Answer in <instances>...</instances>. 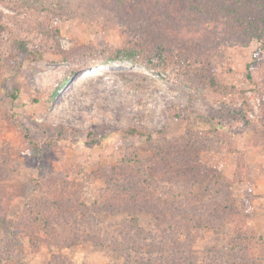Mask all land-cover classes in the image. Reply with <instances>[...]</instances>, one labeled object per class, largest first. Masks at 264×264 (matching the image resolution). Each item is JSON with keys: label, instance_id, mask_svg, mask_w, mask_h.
Masks as SVG:
<instances>
[{"label": "rangeland", "instance_id": "obj_1", "mask_svg": "<svg viewBox=\"0 0 264 264\" xmlns=\"http://www.w3.org/2000/svg\"><path fill=\"white\" fill-rule=\"evenodd\" d=\"M153 25L159 26L167 41L183 37L188 47L207 54L210 71H201L199 83L192 79L197 77L191 76L194 72L156 67L152 63L157 62L138 55L134 59L120 55L119 61L101 63L129 39L148 42L146 28ZM19 40L41 55L32 60L23 56L24 61L16 58L23 63L14 71L3 59L17 54L14 42ZM263 40L264 0H0V162L10 163L14 170L0 179V218H7L0 222V253L13 232L18 236L24 232V206L37 197L33 179L44 169L54 175L65 171L60 195L65 200L77 196L74 201L87 208L105 187V170L120 165L126 150L134 148L139 160L151 159L153 147L163 138L171 143L179 140L188 116L191 128L204 130L195 114L220 110L227 103L242 111L243 98L251 108L250 126L244 128L237 121L225 124L237 151L243 153L250 177L231 189L238 215H226L221 209L220 231L202 232L187 255L207 256V248L218 246L228 257L233 253L229 236L240 232L242 225L264 237V128L257 119L264 114V93L242 81L262 58ZM72 73L78 75L52 98L61 80ZM211 76L236 88L242 99L216 90L208 83ZM14 90H18L17 100L6 98ZM8 110L16 117L6 120L3 113ZM131 129L145 136L133 135ZM34 140L51 141L50 152L30 156L28 143ZM199 157L206 167L232 178L234 155L207 151ZM175 158L182 160V156ZM182 180L175 178L177 187L169 182L172 197ZM207 184L204 175L191 194L204 193ZM122 218L95 212L87 234L116 227ZM156 221L163 226L156 231L160 241L176 243L177 233L167 239L160 231L169 223L164 218ZM172 225L182 227L173 228L178 232L187 229L184 223ZM138 226L147 231L157 225L151 213H143ZM37 234L42 238L38 251L31 252L25 242L22 250L12 254L13 264H51L54 254L68 256L73 264H125L120 254L90 241L60 251L47 242L39 224ZM253 252L264 259L263 248Z\"/></svg>", "mask_w": 264, "mask_h": 264}, {"label": "trees", "instance_id": "obj_2", "mask_svg": "<svg viewBox=\"0 0 264 264\" xmlns=\"http://www.w3.org/2000/svg\"><path fill=\"white\" fill-rule=\"evenodd\" d=\"M139 11L142 12L143 8ZM146 29L150 33L148 42L129 39L126 45L116 49L101 63L111 64L119 61L120 55H124L127 59H134V56L138 55L141 58H148L151 62H157L155 65L152 63L156 67H182L187 71L194 72L191 76H197L192 77L195 84L200 82L201 71L205 69L210 71L207 54L204 51H198L193 46L189 45L188 47L189 41L186 38L176 37L174 40L169 38L167 41L159 26L153 25ZM14 43L17 54L6 55L3 59V64L14 71L22 66L24 57L32 60L35 59V55L39 57L41 55L30 50L22 40ZM260 52L262 58L256 64L255 70L245 72L242 81L253 86L255 92L264 93V49ZM157 54L158 56H156ZM16 58H21L22 61H18ZM32 69L30 67L31 75ZM77 75V73H72L63 78L51 93V97H55ZM208 83L221 93H232L233 97L237 96L242 99L241 93H236V88L224 86L212 76ZM5 96L16 101L18 90ZM242 102H244L242 111L230 108L231 104L227 103L220 110L195 114L196 119L206 126L204 130L191 128V118L188 116V124L179 140L171 143L163 138L157 148L153 147L151 159L139 160L134 148L126 150L120 165L108 167L105 170L103 176L105 187L99 199L92 202L87 208H82L74 201L77 196L69 197L66 201L60 195L61 186L65 184V171L56 172L54 175L51 170L44 169L42 174L33 179L32 188L38 194L37 197L27 201L24 206V232L19 236L14 232L11 234L9 244L4 245L5 252L0 253V261L3 264H13L12 254L22 250L27 241L29 250L37 252L42 243L41 236L37 234V225L39 224L47 236V242L60 251L71 248L82 241H90L95 246L104 247L120 254L125 264H261L264 259H259V256L256 255L253 256L256 253L253 251L257 248L264 249V237L258 236L245 225L241 226L240 232H234L229 236L233 253H228V257H224L220 253L222 249L218 246L207 248L205 250L207 256L187 255L189 253L187 251L191 250V245L202 232L220 231L221 218H223L221 209H224L223 213L226 215L229 213L230 216L234 212L238 215L231 189L235 183L247 181L250 177L243 153L237 151L233 134L225 124L228 121H237L244 128L250 126L251 108L247 106V101L244 98ZM3 117L6 120H11L16 117V114L8 110L3 113ZM257 119L264 128V114L257 116ZM129 132L136 136H145L142 131L137 129H131ZM147 138L150 139V136L148 135ZM28 145V153L34 158L48 154L51 149L49 140L29 141ZM207 151L234 155L235 171L231 179L206 167L199 156L202 152ZM175 156L180 158L182 156V160L176 161ZM11 171L14 170L10 163L0 162V179ZM204 175H207L208 178L205 192L191 194L192 187ZM180 177H183L182 184L177 190L176 196L172 197L168 186L169 182L177 187L179 184L175 185L174 180L175 178L178 180ZM49 179L54 181L52 185L49 183ZM57 194L63 200L56 199ZM95 212L120 214L123 215V218L116 227L104 229L103 232L100 230V234L88 235L87 233L91 229L90 218ZM143 213H151L154 216L157 225L154 226V229L146 231L138 226V221ZM156 218H164L163 222L169 223L167 225H170L171 228L167 226L160 230L167 239H172V233L178 234L176 243L163 244V241H160L156 231L157 227L162 225L157 224ZM0 222H7L6 216L0 218ZM172 222L184 223L187 229L184 228L178 232L173 228L181 229L182 227H173ZM17 264H22V262H17ZM51 264L73 263L68 256L54 254Z\"/></svg>", "mask_w": 264, "mask_h": 264}]
</instances>
